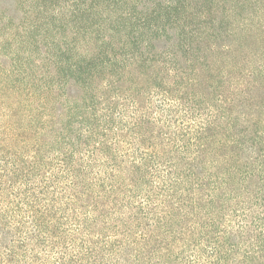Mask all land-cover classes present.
Listing matches in <instances>:
<instances>
[{
    "label": "clouds",
    "instance_id": "9594fccd",
    "mask_svg": "<svg viewBox=\"0 0 264 264\" xmlns=\"http://www.w3.org/2000/svg\"><path fill=\"white\" fill-rule=\"evenodd\" d=\"M0 25V264H264V0H28Z\"/></svg>",
    "mask_w": 264,
    "mask_h": 264
},
{
    "label": "rangeland",
    "instance_id": "374dc122",
    "mask_svg": "<svg viewBox=\"0 0 264 264\" xmlns=\"http://www.w3.org/2000/svg\"><path fill=\"white\" fill-rule=\"evenodd\" d=\"M28 0H0V25L6 18L8 23L22 21L26 15V4Z\"/></svg>",
    "mask_w": 264,
    "mask_h": 264
}]
</instances>
